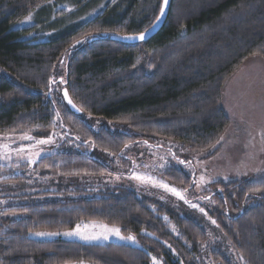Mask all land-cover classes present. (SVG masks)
<instances>
[{"label":"trees","instance_id":"1","mask_svg":"<svg viewBox=\"0 0 264 264\" xmlns=\"http://www.w3.org/2000/svg\"><path fill=\"white\" fill-rule=\"evenodd\" d=\"M161 1L107 0L84 22L46 29L16 25L37 10L50 12L52 0H0V134L45 139L60 130L92 146L88 153H52L19 165L36 177L0 165V264H152L153 257L161 264H195L200 256L198 246L207 240L201 224L127 188L38 202L46 180L112 172L94 151L121 158L131 144L163 139L206 152L225 130L228 119L219 106L225 79L248 57H264V0H170L164 23L146 41L111 39L150 28ZM65 61V83L49 94ZM65 89L78 113L63 101ZM87 116L112 128L94 129L82 119ZM159 175L183 192L193 189V177L176 166ZM212 188L215 247L231 250L240 264H264V177ZM88 222L117 227L138 246L30 236ZM210 254L215 264H232L233 256Z\"/></svg>","mask_w":264,"mask_h":264},{"label":"rangeland","instance_id":"2","mask_svg":"<svg viewBox=\"0 0 264 264\" xmlns=\"http://www.w3.org/2000/svg\"><path fill=\"white\" fill-rule=\"evenodd\" d=\"M53 1L50 12H41L40 14H37L38 10L32 12L30 13V21L25 20L29 16L27 15L16 26L27 27L34 23H42L46 29H49L51 26L62 23L65 24V27L70 28L77 25L76 20L84 22L89 19L88 17H93L94 13L100 9L95 10V8L107 0ZM51 34L52 32H47L45 36L48 37ZM66 64V61L65 66L61 63L58 67V76L52 77L51 80L56 84L49 86V94L52 89L57 93L61 90L64 83H60V79H65ZM219 106L226 115L228 124L220 135L224 139L221 141L219 137L217 140L219 143L216 142L209 151L190 152L177 142L163 139H156L150 144L143 142L131 144L122 152L121 158L94 151L93 155L106 164L112 172L97 177L82 175L46 180L41 189L47 193L42 195L38 202L95 198L100 196L99 192L104 187L127 188L140 197L151 199L156 204L155 206L158 204L180 216H188L201 224L207 232V240L198 246L200 256L194 258L195 264H215V260L210 254L211 250L213 252L220 251L222 255L229 258L233 256L232 264H240V259H237L231 250H221V245L219 248L214 245L217 243L216 236L211 228L215 223H213L214 219L210 213L215 205L210 195L215 183H228L242 178L257 179L264 177V57L259 55L248 57L225 79ZM82 119L89 121L94 129H98L100 126L107 129L112 128L99 119H91L89 116ZM56 135L51 134L49 136L51 137L50 142L40 144L37 141L47 140L49 137L36 139L29 133L0 134V165L14 167L16 169L14 174H30L36 177V173H31L30 170H22L19 165L21 163H34L42 156L52 153L80 151L88 153L92 149V146L88 144L83 145V143L81 146L82 139L79 136L67 139L60 130ZM26 136L31 137V139H26ZM4 145H7V148H4ZM21 149L23 150L21 151ZM36 153H40V155L37 156ZM177 161H184V163L180 164ZM169 166H176L193 177L194 182L191 191L183 192L168 185L160 178L159 173ZM134 173L152 177L155 181L167 184L169 188L176 189L183 199L160 186L159 183L154 185L150 181L133 178ZM200 209L204 211L201 212ZM104 225L97 222L83 223L80 225V230L85 234L98 235L105 232ZM113 227L108 226V228ZM64 232L67 231L53 233ZM35 234L32 233L30 236L46 240L60 238L84 243L116 242L138 246L136 240V242L122 240L114 234H111L107 240L92 241H84L75 236H38ZM120 235L130 236L122 233ZM157 262L161 264L159 258L151 261L152 264H157Z\"/></svg>","mask_w":264,"mask_h":264},{"label":"snow or ice","instance_id":"3","mask_svg":"<svg viewBox=\"0 0 264 264\" xmlns=\"http://www.w3.org/2000/svg\"><path fill=\"white\" fill-rule=\"evenodd\" d=\"M163 3H164V6L160 7V14L156 17L153 25H152V28H156L159 26V24L162 22V20L164 19V17L166 16V8L167 6L170 5V0H163ZM26 21H30L31 20V14H29L28 17L25 18ZM147 32L148 30H145V32H141L137 35H121L120 36V39L122 40H140V41H143L146 39V35H147ZM91 36V34H89V37ZM86 42V40H77L75 42V44H81V43H84ZM75 46V45H73ZM54 82V81H53ZM60 83H65V81L63 80V78L60 79ZM64 99L67 100V103L68 105H70L71 107L73 108H76V105L73 103V101L71 100V98H69L68 96V92H67V89L64 90ZM77 111H81V109L77 108ZM57 116H59V112H57ZM26 139H31V137H25ZM224 139L223 136L220 137V140L222 141ZM51 140V137H49L47 140H40V141H37V143H40V144H44V143H48L50 142ZM219 143V141L217 142ZM4 148H7V145H4L3 146ZM125 147H128V145H125ZM214 147V146H213ZM23 149H21L22 151ZM37 156L40 155V153H36ZM5 158H8V157H5ZM178 163L180 164H183L184 161H177ZM133 178L135 179H138V180H141V181H150L152 182L154 185H156L157 183L160 184V186L164 187L165 189H168L172 192H174L176 195L180 196V193L176 191V189L174 188H169V186L167 184H163L162 182H158V181H155L152 177H146V176H142V175H139V174H136L134 173L133 174ZM201 179L203 180V177H201ZM181 199H183L182 196H180ZM193 207H196L195 205H193ZM201 212H203L204 210L203 209H200ZM213 223H215V221H213ZM104 229H105V232L104 233H101V234H98V235H89V234H85L84 232H82L80 230V226L77 225L76 229L72 230V231H67V232H64V233H49V232H39V233H36L35 235H38V236H51V235H64V236H67V237H78L79 239L81 240H84V241H92V240H98V239H109V236L111 234H114L116 235L119 239H122V240H129V241H132V242H136L135 241V237L133 236H121L120 235V230L119 228H108L107 225H104L103 226ZM242 258V257H241ZM153 260H155V257H153ZM158 264V262H157Z\"/></svg>","mask_w":264,"mask_h":264},{"label":"water","instance_id":"4","mask_svg":"<svg viewBox=\"0 0 264 264\" xmlns=\"http://www.w3.org/2000/svg\"><path fill=\"white\" fill-rule=\"evenodd\" d=\"M162 6H164V3H163V0L161 1V6L160 7H162ZM168 8H169V6H167V8H166V16H167V12H168ZM160 14V10H159V13H158V15ZM166 16L164 17V19L162 20V22L159 24V26L158 27H156V28H152V25L150 26V28H148L147 30H148V32H147V35H146V39L145 40H143V41H146L149 37H151L161 26H162V24L164 23V21H165V18H166ZM154 23V22H153ZM145 32V31H144ZM111 39L112 40H117V41H121V42H125V43H138V42H143V41H140V40H122V39H120V36H112L111 37ZM62 97H63V101L65 102V104L68 106V108L71 110V111H73V112H76V113H78L79 111H77V107L76 108H73V107H71L70 105H68V103H67V100L66 99H64V90H62Z\"/></svg>","mask_w":264,"mask_h":264}]
</instances>
